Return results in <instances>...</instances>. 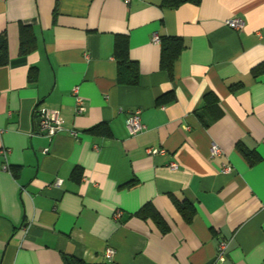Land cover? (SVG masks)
Segmentation results:
<instances>
[{
    "label": "crops",
    "instance_id": "crops-1",
    "mask_svg": "<svg viewBox=\"0 0 264 264\" xmlns=\"http://www.w3.org/2000/svg\"><path fill=\"white\" fill-rule=\"evenodd\" d=\"M236 17L240 30L226 24ZM3 32L0 264H264V72H251L264 61V0H0ZM119 34L135 84L117 77ZM155 35L182 40L172 74ZM207 94L222 114L205 126ZM137 108L144 128L131 135L126 117ZM41 110L60 112L64 129L38 132ZM238 147L260 159L250 165ZM175 201L193 206L191 222ZM147 202L167 231L134 215Z\"/></svg>",
    "mask_w": 264,
    "mask_h": 264
},
{
    "label": "trees",
    "instance_id": "trees-1",
    "mask_svg": "<svg viewBox=\"0 0 264 264\" xmlns=\"http://www.w3.org/2000/svg\"><path fill=\"white\" fill-rule=\"evenodd\" d=\"M186 1L198 0H164V2L170 7H176L179 4ZM21 41H20V54H26L32 50V39L30 37L29 29L22 27L21 29ZM162 43L161 55H160V67L166 69L170 74H172V66L183 48V43L181 38L170 36L160 38ZM114 57L117 62V77L119 81H125L130 84L137 83L138 71L137 63L129 57L128 42L125 35H116L114 42ZM9 63V52L8 44L5 33H0V67L7 65ZM34 68V67H33ZM32 69V68H31ZM33 70V69H32ZM252 74L259 75L264 72V61L258 63L251 69ZM160 101V100H158ZM204 108L206 111V117L202 116V121L205 126L211 123L213 120L219 118L222 114V110L219 107L217 97L213 94H207L204 100ZM244 158L250 165L255 164L260 158L259 155L253 150H246L238 147ZM175 205L178 211L183 216L186 222H191L195 215V209L187 201H175ZM135 216L146 220L151 218L154 220L156 225L162 232L167 231L168 227L166 222L163 220L161 215L155 209V207L147 202L141 206L135 213ZM65 264H96L88 263L84 260L76 258L74 256H65Z\"/></svg>",
    "mask_w": 264,
    "mask_h": 264
},
{
    "label": "built area",
    "instance_id": "built-area-1",
    "mask_svg": "<svg viewBox=\"0 0 264 264\" xmlns=\"http://www.w3.org/2000/svg\"><path fill=\"white\" fill-rule=\"evenodd\" d=\"M126 4L130 2V0H123ZM226 24L229 25L232 28H235L236 30H240L243 27V21L241 18H231L226 20ZM153 41L160 42V38L158 36L153 37ZM72 93L75 98V112L80 113L83 110H85L84 101L83 99L78 95V87L75 86L72 89ZM38 118L35 121V128L38 132H43L49 136H52L56 134L57 132L64 129L63 123L64 119L60 112L56 110H41L38 112ZM126 126L129 130V133L131 135H135L136 133L140 132L144 128V124L141 120V110L140 109H133L128 112V115L126 117ZM71 134L74 136L77 135L75 131H71ZM150 153H157L158 150L155 148H151ZM220 152V148L216 144L211 145L210 153L211 155L218 154ZM8 150L5 148H0V154H2L4 157L7 156ZM8 164L5 162L3 164V169H8ZM231 170L230 166H224L223 171L228 172ZM60 180L55 181V185H59ZM121 216V211H115L113 214L114 219H118ZM227 248V241L221 240L217 247L216 252V261H224L225 259V252ZM114 255V249L112 247H106L104 250V256L108 262H111Z\"/></svg>",
    "mask_w": 264,
    "mask_h": 264
}]
</instances>
